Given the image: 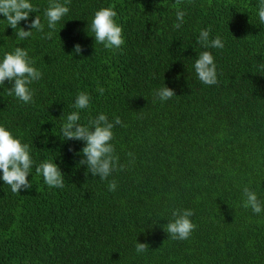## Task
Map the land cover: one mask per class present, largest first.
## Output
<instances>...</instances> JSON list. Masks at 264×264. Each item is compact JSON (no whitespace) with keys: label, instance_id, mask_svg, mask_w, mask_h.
<instances>
[{"label":"trees","instance_id":"obj_1","mask_svg":"<svg viewBox=\"0 0 264 264\" xmlns=\"http://www.w3.org/2000/svg\"><path fill=\"white\" fill-rule=\"evenodd\" d=\"M30 2L40 8L30 20L40 16L44 31L27 39L0 14V61L26 48L43 73L30 86L34 103L8 95V81L0 85V126L30 144L35 161L29 191L13 193L0 178V264H264V211L243 207L245 186L264 200L260 0H71L51 40L49 0ZM113 5L122 51L95 44L90 28L95 12ZM178 8L186 15L176 29ZM30 20L19 27L29 30ZM202 29L225 46L204 48ZM76 44L82 54L74 53ZM203 51L215 58L216 85L195 72ZM165 85L176 96L162 102L154 90ZM80 92L92 97L87 109L73 107ZM73 111L82 125L100 113L120 117L111 143L122 171L103 181L85 175L77 155L84 142L64 141L61 133ZM45 160L60 166L63 188L36 174ZM175 209L194 210L197 228L186 240L164 231ZM137 242L149 250L138 254Z\"/></svg>","mask_w":264,"mask_h":264},{"label":"clouds","instance_id":"obj_2","mask_svg":"<svg viewBox=\"0 0 264 264\" xmlns=\"http://www.w3.org/2000/svg\"><path fill=\"white\" fill-rule=\"evenodd\" d=\"M71 0H49V6L44 10L47 19V27L51 30L46 33L45 38L51 40L56 30V25L70 11L68 5ZM177 5L181 0H176ZM40 12V8L35 7L30 0H0V14L6 17L7 24L15 30V36L19 40L27 39L33 35V30L43 32L44 25L40 16L36 15L30 20V14ZM186 13L179 8L176 11L177 23L174 28L182 27ZM258 17L261 24H264V0H260L258 5ZM27 28L19 27L21 21H29ZM118 13L115 6L101 8L96 11L91 21V31L94 33L95 44H103L106 49L121 50L125 44L123 26L118 22ZM19 28V31L16 29ZM210 29H202L199 34L198 43L204 48L222 49L225 45L220 36L210 39ZM83 47L76 44L75 54H82ZM35 60L30 57L26 48L16 47L14 52L5 53L0 61V85L5 81L12 84L8 95L15 96L24 103H34V90L30 87L35 81H39L43 73L33 65ZM195 72L199 80L206 85H216L218 81V70L215 58L210 51H203L195 61ZM97 91L103 96L105 89L98 87ZM176 96L175 90L164 86L154 90V97L160 101H168ZM92 97L86 92H80L74 102L73 107L78 110L87 109L91 105ZM63 116V114H62ZM81 117L79 111L68 114L61 128L64 141H83L84 147L77 155L83 158L79 164L87 167L86 174L99 177L100 180H107L115 171H122L124 166L119 163V156L116 154L115 145L111 143L114 139L113 129L123 122L120 117H115L109 121L106 114L100 113L95 119L90 120L88 125L79 123ZM71 150V149H70ZM132 156V153H128ZM35 161L31 155V146L23 143L21 139L15 137L13 133L0 126V172L2 180L9 185L13 193H21L22 190L29 191L33 184L29 180L31 169ZM37 175H42L44 182L49 187L63 188L65 186V174L60 166L52 160H45L35 168ZM117 183L112 180L108 183L109 191H115ZM245 197L243 207L251 208L253 213L260 214L264 211V200L258 198L257 193L245 186L243 188ZM194 215L191 209H175L172 211L173 220L168 221L164 231L174 240H186L190 238L197 225L190 219ZM136 252L145 253L149 250L148 243H136Z\"/></svg>","mask_w":264,"mask_h":264}]
</instances>
